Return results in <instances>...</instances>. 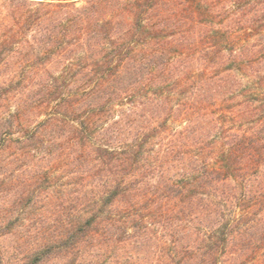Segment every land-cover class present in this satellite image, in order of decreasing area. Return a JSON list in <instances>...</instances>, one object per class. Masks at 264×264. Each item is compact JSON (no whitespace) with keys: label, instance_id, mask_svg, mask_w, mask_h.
<instances>
[{"label":"trees","instance_id":"obj_1","mask_svg":"<svg viewBox=\"0 0 264 264\" xmlns=\"http://www.w3.org/2000/svg\"><path fill=\"white\" fill-rule=\"evenodd\" d=\"M0 103L56 176L40 258L264 264V0H0Z\"/></svg>","mask_w":264,"mask_h":264},{"label":"rangeland","instance_id":"obj_2","mask_svg":"<svg viewBox=\"0 0 264 264\" xmlns=\"http://www.w3.org/2000/svg\"><path fill=\"white\" fill-rule=\"evenodd\" d=\"M0 103V115L8 113ZM18 145H0V260L1 264H86L78 254L49 253L39 257L42 242L53 237L52 168L35 153L23 154ZM44 167H43V166ZM64 181L60 178L58 183Z\"/></svg>","mask_w":264,"mask_h":264}]
</instances>
